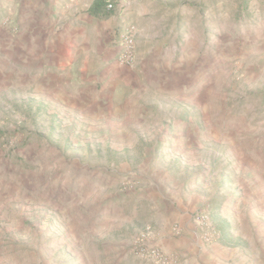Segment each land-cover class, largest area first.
<instances>
[{
	"label": "rangeland",
	"instance_id": "rangeland-1",
	"mask_svg": "<svg viewBox=\"0 0 264 264\" xmlns=\"http://www.w3.org/2000/svg\"><path fill=\"white\" fill-rule=\"evenodd\" d=\"M170 8L150 74L121 32L66 91L0 50V264H264V0Z\"/></svg>",
	"mask_w": 264,
	"mask_h": 264
},
{
	"label": "crops",
	"instance_id": "crops-1",
	"mask_svg": "<svg viewBox=\"0 0 264 264\" xmlns=\"http://www.w3.org/2000/svg\"><path fill=\"white\" fill-rule=\"evenodd\" d=\"M112 1L114 7L110 14L101 16L89 12L94 0L1 1L0 6L12 5L20 11V18L24 21L20 23L21 37L0 36V50H7L15 62L23 64L30 73H39L38 76L50 87L66 91L75 75H92L99 60L112 56L114 47L109 46L111 39L114 37L116 41L117 33L124 31L129 24H135L137 59H141V43L145 38L150 43L144 56L146 73L160 70V46L153 44L164 43L169 37L166 21L171 0ZM178 10L176 7L173 12L178 13ZM156 37L158 39L155 40ZM58 69L65 70L61 72ZM131 82L139 91L145 86L139 75ZM140 97L137 95L134 99L137 101L136 98ZM87 100L85 110L99 111L106 116L112 110L111 102H103L93 96ZM142 114L144 117L146 111Z\"/></svg>",
	"mask_w": 264,
	"mask_h": 264
},
{
	"label": "built area",
	"instance_id": "built-area-1",
	"mask_svg": "<svg viewBox=\"0 0 264 264\" xmlns=\"http://www.w3.org/2000/svg\"><path fill=\"white\" fill-rule=\"evenodd\" d=\"M113 7V1L108 0L107 9L111 10ZM136 34L137 27L135 24H129L125 30L120 33L117 59L119 65L129 68L136 65ZM149 254L155 255V251L153 250Z\"/></svg>",
	"mask_w": 264,
	"mask_h": 264
},
{
	"label": "trees",
	"instance_id": "trees-1",
	"mask_svg": "<svg viewBox=\"0 0 264 264\" xmlns=\"http://www.w3.org/2000/svg\"><path fill=\"white\" fill-rule=\"evenodd\" d=\"M108 0H94L89 12L96 16L108 15L111 10L107 9Z\"/></svg>",
	"mask_w": 264,
	"mask_h": 264
}]
</instances>
